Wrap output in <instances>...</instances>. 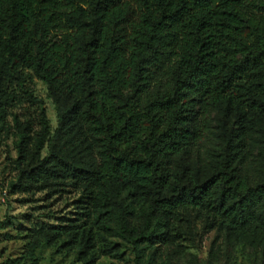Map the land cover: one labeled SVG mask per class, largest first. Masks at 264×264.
Wrapping results in <instances>:
<instances>
[{
    "label": "trees",
    "instance_id": "obj_1",
    "mask_svg": "<svg viewBox=\"0 0 264 264\" xmlns=\"http://www.w3.org/2000/svg\"><path fill=\"white\" fill-rule=\"evenodd\" d=\"M24 71L47 86L58 131L71 120L72 107L61 102L80 97L74 118L99 144L92 171L53 150L41 157L49 138L44 114L34 150L26 129L18 131L25 182L92 187L90 230L84 222L65 242L78 255L94 228L107 242L104 254L116 250L108 243L114 237L130 245L135 264H156L176 241L173 219L185 209L206 211L229 233L248 230L264 183L238 174L230 143L204 181L186 168L174 172L169 160L204 139L215 108L264 120V0H0V121L9 103L4 87L11 79L23 85Z\"/></svg>",
    "mask_w": 264,
    "mask_h": 264
},
{
    "label": "rangeland",
    "instance_id": "obj_2",
    "mask_svg": "<svg viewBox=\"0 0 264 264\" xmlns=\"http://www.w3.org/2000/svg\"><path fill=\"white\" fill-rule=\"evenodd\" d=\"M23 73V85L11 79L2 93L9 103L7 115L0 121V264H83L92 258L93 264H135L132 248L119 238L108 237L116 250L104 254L101 248L107 242L97 239L94 228L92 240L80 255L77 248L65 243L84 222L87 232L90 230L86 213L91 209L93 194L88 181L68 179L29 185L19 176V128L26 129L29 149L34 150L42 114L48 122L49 138L41 157L53 150L81 169L96 171L100 165L97 140L82 120L74 118L81 110V98L68 97L61 102L65 111L72 107L66 112L71 120L58 131L57 105L47 86L32 73ZM207 126L199 144L169 160L173 171L181 173L186 168L204 181L225 159L230 143L228 154L238 174L252 185L264 183V120L252 113L241 120L240 115L226 113L223 107L210 112ZM249 214L248 230L236 234L226 231L206 211H180L173 219L180 233L175 231L176 241L162 249L156 264H264V199L251 207ZM64 231H70L69 235L59 234ZM116 252L121 256L114 255Z\"/></svg>",
    "mask_w": 264,
    "mask_h": 264
}]
</instances>
